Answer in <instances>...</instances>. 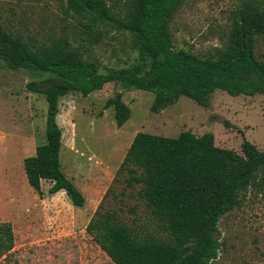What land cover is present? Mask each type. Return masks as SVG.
<instances>
[{
	"label": "trees",
	"instance_id": "16d2710c",
	"mask_svg": "<svg viewBox=\"0 0 264 264\" xmlns=\"http://www.w3.org/2000/svg\"><path fill=\"white\" fill-rule=\"evenodd\" d=\"M184 1L67 0L77 20L74 37L62 36L50 44L33 42L21 33L13 35L0 22V60L13 69L48 74L27 85L31 92L43 94L48 103L46 141L24 159L28 183L34 190L42 193V181L50 180V193L63 190L74 206L86 204L84 193L67 176L61 160L63 129L58 114L61 98L69 93L88 96L107 83L118 82L152 92L151 110L156 113L182 96L208 107L217 89L231 96L264 95V57L256 51L264 37V0H246L236 11L228 39L216 49V58L174 48L169 21ZM109 30L133 38L139 51L136 63L102 71L100 64L84 58L83 51H91ZM110 107L115 108L118 127L131 118L132 109L122 91L106 100L105 108ZM125 173L128 186L142 185L139 196L167 237H137L116 210L102 212V201L86 230L112 261L216 264L222 247L221 217L238 206L248 191L264 195V150L248 139L243 141L241 153L220 147L212 132L196 135L187 130L169 137L139 131L117 175ZM14 246L11 223L0 222V262Z\"/></svg>",
	"mask_w": 264,
	"mask_h": 264
},
{
	"label": "rangeland",
	"instance_id": "374dc122",
	"mask_svg": "<svg viewBox=\"0 0 264 264\" xmlns=\"http://www.w3.org/2000/svg\"><path fill=\"white\" fill-rule=\"evenodd\" d=\"M245 1L185 0L169 21L174 48L216 58V49L228 39L235 13ZM0 22L13 35L46 44L74 37L77 24L67 0H0ZM256 51L264 57V37ZM83 55L107 71L133 65L139 51L128 33L109 30ZM47 76L35 69H13L0 60V222L11 223L15 234V246L0 264H115L86 230L102 201V212L116 210L137 237L166 238L139 196L142 185L128 186L127 174L117 175L139 131L169 137L187 130L196 135L212 132L220 147L241 153L248 139L264 150L262 94L231 96L217 89L208 107L182 96L156 113L151 110L152 92L118 82L88 96L72 92L60 100L58 123L63 129V170L86 197L84 207L74 206L65 191L50 193V180L42 181L38 193L24 169V159L46 141L48 110L45 96L27 85ZM118 91L132 109L122 127L116 124L115 108H105L106 100ZM219 234L222 247L216 264H264V195L251 190L242 195L241 203L221 217Z\"/></svg>",
	"mask_w": 264,
	"mask_h": 264
},
{
	"label": "crops",
	"instance_id": "0c3cea01",
	"mask_svg": "<svg viewBox=\"0 0 264 264\" xmlns=\"http://www.w3.org/2000/svg\"><path fill=\"white\" fill-rule=\"evenodd\" d=\"M42 186H43V182H42ZM62 191V190H61ZM60 192V191H59ZM58 193V192H57Z\"/></svg>",
	"mask_w": 264,
	"mask_h": 264
}]
</instances>
